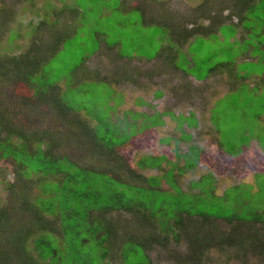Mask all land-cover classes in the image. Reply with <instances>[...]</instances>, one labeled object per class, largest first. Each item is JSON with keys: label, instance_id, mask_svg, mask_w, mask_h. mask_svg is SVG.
<instances>
[{"label": "trees", "instance_id": "1", "mask_svg": "<svg viewBox=\"0 0 264 264\" xmlns=\"http://www.w3.org/2000/svg\"><path fill=\"white\" fill-rule=\"evenodd\" d=\"M46 2L45 12L35 13L40 19L35 27L30 23L25 31L15 30L5 40L7 46L0 44L4 52L0 54V184L7 191L0 204V264H117L114 259L120 264H155L150 252L174 249L179 262L206 264L212 263L210 256L215 250L226 247H236L234 254L243 264L254 262L249 256L259 257L258 264H264V227L251 226L262 221L258 213L233 210L210 217L197 209V213L186 208L172 210L164 208L162 201H154L168 189L160 186L158 176L145 177L138 167L155 163L142 158L137 167H131L119 153L121 146L140 133L141 125L123 112L120 116L115 113L123 100L113 105L110 99L106 103L112 109L108 119L92 123L77 116L75 111L81 109L77 96L66 97L68 101L64 98L65 84L74 83L71 77L63 89L58 81H45L44 68L63 48L74 21V14L69 15V25L57 32L60 19L49 21L47 10L52 4ZM170 3L130 0L131 6L146 10L151 17L159 12L160 20H156L170 31L177 26V33L169 32L178 47L197 35L217 32L224 23L241 24L250 10L264 11V0H200L192 11L188 8L190 12L179 17ZM55 14L61 16V10ZM8 19L0 18L3 25ZM28 32L27 45H17V38ZM98 54L112 61L119 58L105 51ZM161 57L169 66L161 70L178 69L175 52ZM90 59H82L69 75L84 74L112 87L113 82L129 80L122 67L124 76L99 77L100 72L89 66ZM123 63L133 65L137 77L150 69L142 72L137 62ZM223 64L212 68L211 73L219 67L222 70L208 78L225 69L232 71ZM208 91L210 97L215 95L210 93L215 91L212 83H208ZM191 185L200 189L197 182ZM221 218L249 226L237 228L234 224L222 233ZM181 242L185 243L182 252L178 248Z\"/></svg>", "mask_w": 264, "mask_h": 264}, {"label": "rangeland", "instance_id": "2", "mask_svg": "<svg viewBox=\"0 0 264 264\" xmlns=\"http://www.w3.org/2000/svg\"><path fill=\"white\" fill-rule=\"evenodd\" d=\"M46 1L52 4L47 10L49 21L60 19L57 32L69 25V15L74 14V21L63 48L44 68L45 81H58L63 89L67 77H71L74 83L65 84L64 98L68 101L66 97L77 96L81 103V109L75 111L77 116L92 123L108 119L112 109L106 103L110 99L113 105L123 100L115 113L120 116L123 112L141 125L140 133L121 146L119 153L131 167H137L142 158L155 163L150 167L142 163L138 167L145 177L158 176L160 186L170 190L158 193L154 201H162L164 208L172 210L186 208L197 213V209L210 217H215L213 213L223 216L233 210L240 214L258 213L262 221L251 226L264 227V162L257 164L255 158L264 149V115H261L264 114V11L250 10L241 24L224 23L217 32L197 35L180 49L171 35L178 32L177 26L170 31V27L156 20H160L159 12L151 17L146 10L131 6L130 0L125 3L122 0H0V18L9 16L10 20L4 25L0 20L1 46L6 45L11 32L35 27L40 20L35 13L45 12ZM171 2V8L180 17L190 12L188 8L192 11L200 0ZM59 10L61 16L55 14ZM30 37L28 32L15 43L25 47ZM102 51L117 54L119 58L112 61L105 54H98ZM172 52L176 54L175 66L179 70H161L169 67L162 54ZM0 54L4 52L1 50ZM94 54L98 55L90 59ZM84 58L90 59L88 64L100 72L99 77L124 76L122 67L129 80L113 82L114 89L84 74L69 75ZM140 58L151 63L140 62ZM123 62H137L142 72L150 69L137 77L133 65ZM220 63L232 71L225 69L224 73L208 78L222 70L219 67L211 73ZM208 83L216 91L213 97L209 96ZM155 108L160 111L154 112ZM193 145L203 149L196 164ZM208 180L214 182L213 192L208 191ZM193 182L199 183L203 192L192 187ZM6 195L0 184V204ZM226 222L220 221L223 232L228 227L231 230L234 224L237 228L249 226L238 220ZM183 247L185 243L181 242L178 247L181 252ZM235 248L215 250L210 256L212 263L206 264H243L235 256ZM176 255V249L167 253L150 252L155 264H185ZM249 260L254 261L252 264L260 262L259 257L249 256ZM113 261L120 264L117 259Z\"/></svg>", "mask_w": 264, "mask_h": 264}, {"label": "flooded vegetation", "instance_id": "3", "mask_svg": "<svg viewBox=\"0 0 264 264\" xmlns=\"http://www.w3.org/2000/svg\"><path fill=\"white\" fill-rule=\"evenodd\" d=\"M186 48V47H185ZM181 49V48H180ZM182 50H184V49H182ZM187 75H189V74H187ZM214 85H215V83H214ZM216 86V85H215ZM217 87V86H216ZM211 94H215L216 93V91H214V92H210ZM163 98V96H161L159 99H162ZM160 111V109H157V108H155V110H154V112H159ZM168 117H166V119H167ZM168 119H171V118H168ZM158 126H160L159 124H157ZM193 146H195L194 147V155L195 156H197L196 158H195V164L196 163H198V161H199V159H200V156H199V154L200 153H202V151H203V149L201 148V147H196V145H193ZM191 148H192V146H191ZM259 148H260V145H258L257 146V149L259 150ZM190 151H191V149H190ZM184 154V153H183ZM186 154H188V153H186ZM260 155H262L261 157H260ZM224 158V157H223ZM256 158V163L257 164H260V162H264V149H262V150H260V153H259V157H255ZM194 166V165H193ZM192 166V167H193ZM187 168V167H186ZM232 172L234 173V170H233V167H232ZM233 175V174H232ZM232 175H231V177H230V179L232 180ZM230 180V181H231ZM213 184H214V182H213V180H208L207 181V187H208V191L209 192H213L214 191V188H213ZM220 220H222V221H224L225 223H227L226 222V219H224V218H221ZM228 224V223H227ZM219 227H220V229H221V225L219 224ZM229 228V227H228ZM222 231V233H223V230H221Z\"/></svg>", "mask_w": 264, "mask_h": 264}, {"label": "crops", "instance_id": "4", "mask_svg": "<svg viewBox=\"0 0 264 264\" xmlns=\"http://www.w3.org/2000/svg\"><path fill=\"white\" fill-rule=\"evenodd\" d=\"M261 115H264V114H261ZM263 122V121H262Z\"/></svg>", "mask_w": 264, "mask_h": 264}]
</instances>
